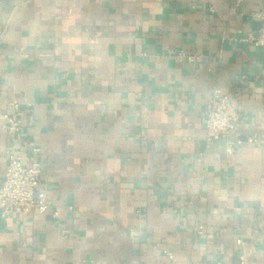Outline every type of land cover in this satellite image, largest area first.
Listing matches in <instances>:
<instances>
[{
	"label": "crops",
	"instance_id": "0c3cea01",
	"mask_svg": "<svg viewBox=\"0 0 264 264\" xmlns=\"http://www.w3.org/2000/svg\"><path fill=\"white\" fill-rule=\"evenodd\" d=\"M262 9L0 0V121L23 112L14 142L0 129V184L14 147L62 208L0 216V264H264ZM215 87L239 121L209 142Z\"/></svg>",
	"mask_w": 264,
	"mask_h": 264
},
{
	"label": "built area",
	"instance_id": "2783aa9c",
	"mask_svg": "<svg viewBox=\"0 0 264 264\" xmlns=\"http://www.w3.org/2000/svg\"><path fill=\"white\" fill-rule=\"evenodd\" d=\"M238 3H241V0H238ZM252 15L261 22V27L249 40L264 49V9L255 11ZM22 113L20 101L12 99L8 102L7 111L1 116L0 129L12 142L16 140L20 132ZM238 121L239 113L234 101L220 87H215L205 120L207 140L212 142L229 138L236 130ZM254 140L257 141L258 138ZM33 152L37 154L40 150L35 148ZM228 152L231 154L233 148L228 147ZM6 156L5 175L0 184V216L6 217L12 212L26 213L36 210L41 213L50 212L53 218H58L62 208L54 204L46 190L40 188L43 167L41 161L24 162L22 155L14 147L6 150ZM203 229L204 226L199 225L197 233L202 234ZM164 252L173 258L171 252L167 250ZM212 264L222 263L216 261ZM238 264H248L245 255L240 256Z\"/></svg>",
	"mask_w": 264,
	"mask_h": 264
}]
</instances>
